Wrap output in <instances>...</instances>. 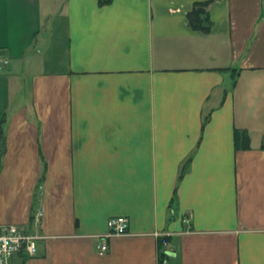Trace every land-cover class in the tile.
Masks as SVG:
<instances>
[{
  "label": "crops",
  "instance_id": "obj_1",
  "mask_svg": "<svg viewBox=\"0 0 264 264\" xmlns=\"http://www.w3.org/2000/svg\"><path fill=\"white\" fill-rule=\"evenodd\" d=\"M0 52L12 264H264V0H0Z\"/></svg>",
  "mask_w": 264,
  "mask_h": 264
},
{
  "label": "built area",
  "instance_id": "obj_2",
  "mask_svg": "<svg viewBox=\"0 0 264 264\" xmlns=\"http://www.w3.org/2000/svg\"><path fill=\"white\" fill-rule=\"evenodd\" d=\"M9 65V59L0 52V73ZM42 213L36 211L33 215V225L38 227ZM128 233V219L125 217L110 218L107 222V232L102 236L97 246V253L103 254L107 250L105 239L124 236ZM164 236V235H163ZM40 236L28 233L14 225H0V264H12V258L18 253L32 257L36 252V242ZM165 246V242L163 241Z\"/></svg>",
  "mask_w": 264,
  "mask_h": 264
},
{
  "label": "trees",
  "instance_id": "obj_3",
  "mask_svg": "<svg viewBox=\"0 0 264 264\" xmlns=\"http://www.w3.org/2000/svg\"><path fill=\"white\" fill-rule=\"evenodd\" d=\"M100 1L99 3H102ZM206 3H197L193 6V9L187 14L188 25L192 30L200 31L202 33H208L211 22L206 12ZM236 134V141H242L243 138H240ZM165 258V256H163ZM160 264H163L161 261Z\"/></svg>",
  "mask_w": 264,
  "mask_h": 264
}]
</instances>
